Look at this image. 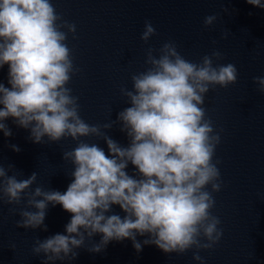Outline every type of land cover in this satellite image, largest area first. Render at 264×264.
Instances as JSON below:
<instances>
[{
    "label": "clouds",
    "instance_id": "1",
    "mask_svg": "<svg viewBox=\"0 0 264 264\" xmlns=\"http://www.w3.org/2000/svg\"><path fill=\"white\" fill-rule=\"evenodd\" d=\"M246 2L264 9L261 0ZM216 20L215 13L206 16L205 27ZM76 30L51 0H0V68L9 66L10 85L0 83V131L12 136L4 122L11 117L30 131L28 139L34 144L76 141L72 150L63 152V160L72 164L68 175L74 178L66 192L41 185L33 189L37 172L18 179L21 171L0 163V203L12 206L9 214L20 217L15 227L25 230L48 231L44 221L49 205L59 204L72 214L66 234L35 239L32 254L43 255V264L75 260L86 241H93L85 249L95 254L112 241L126 239L137 253L144 245L177 255L195 249L192 259L204 264L200 251L213 249L223 236L221 220L212 214L213 193L223 184L221 161L214 160L223 130L216 131L207 117L205 97L210 88L237 82L236 65L214 63L223 59L219 50L194 63L172 41L159 49L149 47L148 67L131 75V89L120 88L130 106L118 112L116 120L89 124L80 116L79 97L68 87L80 71L67 43L70 33L76 38ZM155 34L146 20L141 40L148 43ZM229 35L226 30L221 39ZM253 83L264 95V76L253 77ZM115 125L127 136L126 147L107 134ZM88 137L103 140L108 154L97 143L82 139ZM129 164L136 169L134 175L126 171ZM114 205L125 213L123 217L112 212ZM97 234L99 242L93 240ZM138 235L148 238L141 242ZM10 248L14 250V245Z\"/></svg>",
    "mask_w": 264,
    "mask_h": 264
},
{
    "label": "water",
    "instance_id": "2",
    "mask_svg": "<svg viewBox=\"0 0 264 264\" xmlns=\"http://www.w3.org/2000/svg\"><path fill=\"white\" fill-rule=\"evenodd\" d=\"M64 20L75 23V39L68 35L73 50L74 65L80 71L68 87L79 97L80 116L89 124H104L116 120L117 113L130 105L121 96L120 88L131 89V75L144 71L146 50L159 49L172 41L187 60L200 63L202 57L219 50L223 59L217 64L233 63L238 79L227 88L215 86L206 94L207 117L220 132L221 142L214 160L223 181L221 191L213 193L216 204L212 214L221 220L223 236L213 249L200 251L204 264H264V95L258 92L253 77L264 76V9L246 0H51ZM264 3V0H261ZM227 8L228 12L224 9ZM217 14L208 27L204 18ZM156 29L148 43L141 40L145 21ZM67 31L66 29H64ZM229 30L231 35L221 39ZM217 43L213 44L212 41ZM157 53H154L156 55ZM9 66L0 68V83L8 84ZM3 106L0 105V108ZM11 137L0 131V163L8 164L23 173L18 179L37 172V185L45 189L67 191L74 179L70 161L63 160V152L76 146L71 138L59 143L34 144L30 131L18 127L13 118L6 121ZM107 134L122 146L127 136L115 125ZM47 139V137H45ZM97 143L108 154L103 140L82 138ZM9 145L21 150L13 151ZM126 171L134 175L129 164ZM11 175V173H9ZM210 190V186H209ZM11 205L0 203V264H43V255L33 256L37 237L41 240L56 233H65L71 213L61 205H49L44 223L48 231L16 228L19 215H10ZM112 212L121 217L125 213L118 205ZM112 214V213H110ZM66 234V233H65ZM148 236H137L138 241ZM101 235L93 237L99 242ZM93 241H86L85 248ZM14 245V250L10 247ZM78 249L79 256L69 262L55 264H200L192 259L195 249L183 255L166 254L155 245H144L137 253L131 240L112 241L101 253ZM254 254V259H248Z\"/></svg>",
    "mask_w": 264,
    "mask_h": 264
}]
</instances>
